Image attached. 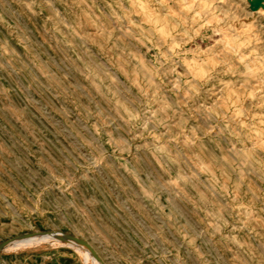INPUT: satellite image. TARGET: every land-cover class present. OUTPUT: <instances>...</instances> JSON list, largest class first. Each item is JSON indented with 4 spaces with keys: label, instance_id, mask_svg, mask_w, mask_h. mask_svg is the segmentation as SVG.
I'll return each instance as SVG.
<instances>
[{
    "label": "rangeland",
    "instance_id": "obj_1",
    "mask_svg": "<svg viewBox=\"0 0 264 264\" xmlns=\"http://www.w3.org/2000/svg\"><path fill=\"white\" fill-rule=\"evenodd\" d=\"M97 262L264 264V0H0V264Z\"/></svg>",
    "mask_w": 264,
    "mask_h": 264
},
{
    "label": "water",
    "instance_id": "obj_2",
    "mask_svg": "<svg viewBox=\"0 0 264 264\" xmlns=\"http://www.w3.org/2000/svg\"><path fill=\"white\" fill-rule=\"evenodd\" d=\"M31 234H33V232H27V233H26V235H31ZM59 237H60V238H63V239H70V240L78 241V242H80V243H82V244L88 246V247L91 249L92 253H93L94 255H97V253H96L95 249L93 248V246L91 245V243H90L89 241H87L86 239H84V238H81V237H79V236H77V235L70 234V233L67 234V235H66V234H61V235H59ZM8 241H9V240H5V241H3V242H2V245H5Z\"/></svg>",
    "mask_w": 264,
    "mask_h": 264
},
{
    "label": "bare ground",
    "instance_id": "obj_3",
    "mask_svg": "<svg viewBox=\"0 0 264 264\" xmlns=\"http://www.w3.org/2000/svg\"><path fill=\"white\" fill-rule=\"evenodd\" d=\"M23 240H24V239H23ZM71 241H72V242H76L77 245L79 244L82 248L85 249V245H83L82 243H80V242H78V241H75V240H71ZM97 264H100V263L97 262Z\"/></svg>",
    "mask_w": 264,
    "mask_h": 264
}]
</instances>
